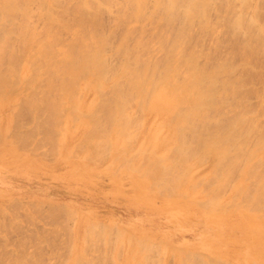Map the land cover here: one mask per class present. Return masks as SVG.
Masks as SVG:
<instances>
[{
    "label": "rangeland",
    "instance_id": "rangeland-1",
    "mask_svg": "<svg viewBox=\"0 0 264 264\" xmlns=\"http://www.w3.org/2000/svg\"><path fill=\"white\" fill-rule=\"evenodd\" d=\"M38 2H27L29 22L36 30L43 25L37 17ZM263 2L249 0L257 20L252 30L257 24L264 26ZM236 8L249 15V7L243 9L233 4V10L228 12L222 7L215 12L208 11L214 28L211 33L198 31L196 23L192 25L196 35L191 45L195 42L201 55L209 53L207 65L220 58L230 60V38L223 33L222 23L238 12ZM103 14L101 31L107 34L113 27L104 39L107 50L103 58L108 59L110 69L117 70L121 56L110 50L120 40L122 25L115 26L110 15ZM148 27L144 22L143 37L147 41ZM13 35H9L8 51L0 55V156L20 162L19 165L22 163L30 170L47 173L43 175L47 179L44 187L58 200L0 203V264H251L249 255V259L244 256L252 247L258 249L261 261L257 263L264 264V220L253 219V216L264 217V181L253 176L264 174V139H260L264 138V55L251 59L254 70L248 75L239 70L240 66L236 67L234 73L245 78V84L238 96H226L221 108L227 118L244 109V117L248 115L247 120L250 118L255 126L262 128L260 136L258 128L257 133L253 131L249 136L238 135L240 139H235L240 146H230L229 142L227 158L220 165H213L216 160L213 154L202 150L203 153L200 145L196 147L191 142L195 134L186 132L178 136L189 146L178 142L166 124L173 117L146 111V101L139 99L126 81L108 88H86L87 79L76 78L84 72L76 67L79 41L69 38V33H60L57 48L47 56L46 64L32 67L22 64L25 61L22 43ZM216 36L220 43L213 47ZM237 36L241 40L242 34ZM154 46L150 53L152 59L160 56ZM11 57L17 59L14 66L7 65ZM198 61L202 62V56ZM232 61L239 63L238 56ZM245 87L248 89H242ZM254 117H260L257 123ZM254 143L259 147H254ZM262 146L263 151H259ZM248 150L258 155L247 161L252 172L255 171L239 173ZM234 154L238 161L233 158ZM182 155L180 162L178 157ZM232 158L237 164L231 166ZM152 169L160 173L155 176L158 172ZM50 173H56L55 179L48 176ZM137 178L144 182L142 193L138 190ZM174 181L177 186L173 185ZM240 182L242 189L237 188ZM31 186L39 188L36 182ZM124 222L146 228L140 232L127 231L121 227ZM209 223L215 226L219 237H203L194 248L181 243L183 239L191 240L202 225L204 230L208 229ZM199 249H209L219 255H207L206 250L198 252ZM196 254H202L203 258Z\"/></svg>",
    "mask_w": 264,
    "mask_h": 264
},
{
    "label": "bare ground",
    "instance_id": "bare-ground-1",
    "mask_svg": "<svg viewBox=\"0 0 264 264\" xmlns=\"http://www.w3.org/2000/svg\"><path fill=\"white\" fill-rule=\"evenodd\" d=\"M38 1L39 5L37 17L43 25L39 28V30H36V28L31 26L29 22V8L27 7L28 0H0V55L8 51L9 47L7 44L11 41L9 35H13L10 33H14L16 41L22 43L21 48L24 50L25 55L23 59L25 61L22 63L24 66L32 67L34 65L46 64L47 61L45 60L47 59V56H51L54 53V49L57 48L56 40L60 37V33H69V38L79 41L77 44L79 56L76 67L82 69L84 72L77 74L76 78L82 80L87 79L85 80L86 88H108L113 85L122 84L121 81H126L127 86L132 87L138 93L139 99L146 101V111L154 113L155 115L161 114L173 117L171 121L168 120L166 123L167 128H170L168 132L170 131L172 136L178 138L180 134H186V132L195 134L196 137L191 140V142H194L197 145L196 147L200 145L199 148L201 151L203 150L213 154L216 158L215 164L213 165H220L222 160L227 158L229 151L227 150L226 145H229V142L230 146H240V142H237V139H235H240L238 135L243 136L247 133V136H249L248 134L253 133V131H258L257 135H259V130L262 128L260 129V127L258 128L255 126L250 118L247 120L246 117H249L248 115L244 117V109L242 112H237L235 110L236 112L228 118L224 116L225 114L221 110L223 104L225 103L226 96H238L241 86L245 84V78H240L241 76L238 77L234 73L235 70H237L236 67L238 68V66H240L239 70H244L248 75L251 69H253L250 64L251 59L256 57L258 54L264 55V26L255 23L257 26H255L254 30L251 29L254 22L257 20L255 21V15L253 17L255 10L253 11L252 8L250 9L249 0ZM253 3L255 2L252 1V4ZM233 4H236L243 9L249 7L248 10H250L251 13L248 11L249 15H246V13H242V10L238 11L237 7L236 9L238 12L232 13V15L228 16L223 23L221 21L225 28L223 33H226V35L230 38L228 44L230 45V49L228 51L230 60L227 57L223 59L220 58L213 64L207 65V62L210 59L209 53L205 52L204 55H201L200 49L195 48V42L191 45V41L192 39H195L194 35H196H193L195 32L192 31V25L196 23L198 31L205 32L209 30L211 33L214 28L208 19V15L211 14H208V11L211 9L215 12L219 7H222L228 12L229 9L233 10ZM52 7L60 8V10L53 9ZM256 9L258 10V8ZM214 12L212 13L214 14ZM261 12H263V9ZM103 13H107L108 16L110 15L111 21L115 26L122 25L118 44L112 46L111 50L109 49L111 52L121 56L117 70L110 69L112 66L108 62V59L103 58V52H106L107 50V40L104 39H107L113 30V27L111 26L107 34L101 31V24L103 23V21H101V16ZM144 22L150 26V28L148 27L150 29L149 41L143 37ZM238 33L242 34V38H240L241 40L236 39L239 37L237 36ZM199 35L200 34H198L197 38L201 37H199ZM218 38L219 37L217 36L215 37V40L212 43L213 47L218 45ZM212 39H214V37ZM153 44H155V46ZM152 46H154L157 50V54L160 53L159 57H157V55L154 56L153 53L154 58H150V53L153 50ZM85 55L88 56L84 57ZM200 56H202V62L198 61V57ZM234 56H238L239 63L235 64V62L232 61ZM16 60V58L11 57L7 61V65L14 66L16 64ZM79 75L82 78L78 77ZM250 85H248V87H250ZM0 87L2 88L1 85ZM248 87L242 89H248ZM246 101L248 102V100ZM262 110L263 109H261V111ZM254 111L255 110L252 112ZM256 113L257 111L255 114ZM249 115L253 116L254 114ZM257 119L255 118L254 122L256 121L257 123ZM256 128L258 129L255 131ZM201 134L205 136L209 135V137L203 138ZM219 135H222V137H217ZM262 137L263 136H261L260 139H264ZM178 139L180 140L178 142L189 146L186 142H182L183 140H181V137ZM242 140L243 139L241 137V141ZM256 142L258 143V141ZM257 143H254V147H259L260 140L259 144ZM261 143L263 145V140ZM262 148L263 146L259 151H261ZM232 153L233 152H231V154ZM253 153H251V150L250 152L248 150L247 153L244 154V164L239 173H243L248 170L251 173L255 171L254 170L252 172L250 164L248 165L247 163V161L249 162V159H254V155H257ZM182 156L178 157V159L184 158V156ZM233 158L238 161L235 154L233 155ZM233 158L232 160H234ZM196 159L198 158L196 157ZM205 159L208 160L206 157ZM257 159L259 158L257 157ZM232 160L230 165H235L236 161L234 160L235 162L233 163ZM255 160H252V163H254ZM259 161L261 162L262 160L259 159ZM170 162H172L171 159ZM174 166H176V164H174ZM152 171L155 172L153 169ZM159 173L160 171L154 175L156 176ZM180 174L178 175L180 176ZM229 174H231V172ZM253 176L258 180L264 181V174L260 176V174L258 175V173H254ZM239 177H241V180L243 181L242 176L239 175ZM137 179L136 184L138 185V190L142 193L145 189L144 182L142 179ZM176 181L178 182V180ZM175 183L176 182L174 181L173 185ZM259 183L261 182H258V185H260ZM240 184L241 182L238 184L237 188L240 187V189H242ZM240 191L238 192L240 193ZM251 198L250 200L252 201ZM253 219L263 221L264 217L253 216ZM253 219H251V223L254 221ZM106 229L103 230L105 231ZM137 242L139 243L142 241H135V243ZM202 251H205L207 255H219V253L209 249H199L198 252ZM249 251L244 256L245 259L250 258L249 260L251 264H259L257 262H260L261 260L259 259L258 249L256 247H252ZM196 255L201 259L203 258L202 254ZM205 259H208L207 256Z\"/></svg>",
    "mask_w": 264,
    "mask_h": 264
},
{
    "label": "crops",
    "instance_id": "crops-1",
    "mask_svg": "<svg viewBox=\"0 0 264 264\" xmlns=\"http://www.w3.org/2000/svg\"><path fill=\"white\" fill-rule=\"evenodd\" d=\"M19 163L20 162L14 163V161H10L7 158L4 159L0 156V203L12 202L14 200L56 202L58 198H56L54 194L46 190L44 187L47 179H45L43 175H46L47 173L30 170L22 163V165H19ZM48 176L55 179L56 173H50ZM35 182L39 188L33 189L31 184ZM127 206L131 207L130 205ZM209 224L210 227L205 230L204 225H202L203 227H201L196 235H194L193 238L195 239H183L181 243L189 246L190 248H194L196 247L195 243L199 242L203 237H207L208 239L215 238L216 236L219 237V233L216 231L215 226L211 223ZM121 225V227L131 232H140L142 229L146 228L143 225L130 222H124L121 223ZM188 225L189 224L185 227L187 228Z\"/></svg>",
    "mask_w": 264,
    "mask_h": 264
}]
</instances>
